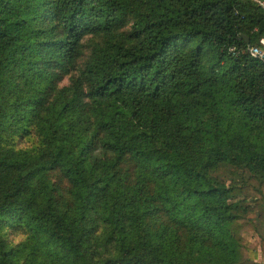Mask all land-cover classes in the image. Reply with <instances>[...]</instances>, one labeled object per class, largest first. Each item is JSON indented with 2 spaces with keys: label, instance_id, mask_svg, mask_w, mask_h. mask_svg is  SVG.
<instances>
[{
  "label": "trees",
  "instance_id": "obj_1",
  "mask_svg": "<svg viewBox=\"0 0 264 264\" xmlns=\"http://www.w3.org/2000/svg\"><path fill=\"white\" fill-rule=\"evenodd\" d=\"M262 3L0 0V264H264Z\"/></svg>",
  "mask_w": 264,
  "mask_h": 264
},
{
  "label": "built area",
  "instance_id": "obj_2",
  "mask_svg": "<svg viewBox=\"0 0 264 264\" xmlns=\"http://www.w3.org/2000/svg\"><path fill=\"white\" fill-rule=\"evenodd\" d=\"M262 5H264L262 3ZM261 44L264 46V38L260 40ZM229 52L233 55L236 54V48L234 46L230 47L229 48ZM248 52L253 56V57H256V58H259V59H262L264 58V47L263 48H259V47H254V46H251L248 48Z\"/></svg>",
  "mask_w": 264,
  "mask_h": 264
},
{
  "label": "rangeland",
  "instance_id": "obj_3",
  "mask_svg": "<svg viewBox=\"0 0 264 264\" xmlns=\"http://www.w3.org/2000/svg\"><path fill=\"white\" fill-rule=\"evenodd\" d=\"M247 239H249V240H253V239H256V240H258V237H257V235L255 234V232H250L249 234H247Z\"/></svg>",
  "mask_w": 264,
  "mask_h": 264
},
{
  "label": "water",
  "instance_id": "obj_4",
  "mask_svg": "<svg viewBox=\"0 0 264 264\" xmlns=\"http://www.w3.org/2000/svg\"><path fill=\"white\" fill-rule=\"evenodd\" d=\"M246 38V37H245ZM246 41L248 42L249 40H248V38H246Z\"/></svg>",
  "mask_w": 264,
  "mask_h": 264
}]
</instances>
